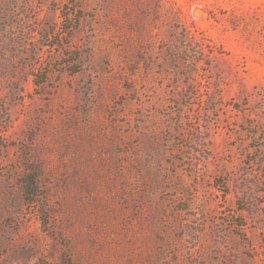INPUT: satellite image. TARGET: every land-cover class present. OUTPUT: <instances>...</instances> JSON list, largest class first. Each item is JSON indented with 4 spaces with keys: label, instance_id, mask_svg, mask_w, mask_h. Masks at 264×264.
I'll list each match as a JSON object with an SVG mask.
<instances>
[{
    "label": "rangeland",
    "instance_id": "obj_1",
    "mask_svg": "<svg viewBox=\"0 0 264 264\" xmlns=\"http://www.w3.org/2000/svg\"><path fill=\"white\" fill-rule=\"evenodd\" d=\"M0 264H264V0H0Z\"/></svg>",
    "mask_w": 264,
    "mask_h": 264
},
{
    "label": "trees",
    "instance_id": "obj_2",
    "mask_svg": "<svg viewBox=\"0 0 264 264\" xmlns=\"http://www.w3.org/2000/svg\"><path fill=\"white\" fill-rule=\"evenodd\" d=\"M23 189H24V196L26 201L30 204H34L38 195L35 190V178L31 176V173H27L25 175Z\"/></svg>",
    "mask_w": 264,
    "mask_h": 264
}]
</instances>
